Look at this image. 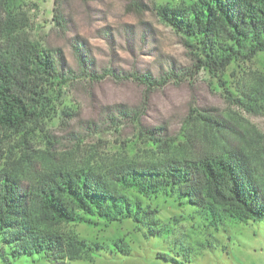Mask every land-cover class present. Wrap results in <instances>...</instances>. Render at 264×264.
<instances>
[{
	"label": "rangeland",
	"instance_id": "1",
	"mask_svg": "<svg viewBox=\"0 0 264 264\" xmlns=\"http://www.w3.org/2000/svg\"><path fill=\"white\" fill-rule=\"evenodd\" d=\"M195 1L0 0V42L13 20L29 40L60 50L71 71L51 117L42 130L26 136V148L19 136L0 134V171L17 170L24 183H31L56 168L100 172L127 164L146 167L163 158L162 149L167 157L174 151L183 156L188 141L194 145L187 150L192 157L212 147L240 145L250 133L264 143V111L241 106L242 96L245 103L264 97V53L235 61L216 75L193 71L184 81L178 78L163 87L149 89L133 78L158 80L171 70L192 69L183 39L153 9ZM78 55L86 62L85 72ZM88 73L103 79H91ZM115 106L138 111L139 125L120 117ZM204 118L222 126L211 128ZM158 142L164 147L157 148ZM128 195L155 210L144 225L133 218L88 217L54 229L89 245L87 256L55 262L20 257L10 264H171L165 257L179 264H264V222L214 223L205 213L192 212L177 195ZM156 220L171 233L151 238L146 228ZM0 264L7 263L0 258Z\"/></svg>",
	"mask_w": 264,
	"mask_h": 264
},
{
	"label": "trees",
	"instance_id": "2",
	"mask_svg": "<svg viewBox=\"0 0 264 264\" xmlns=\"http://www.w3.org/2000/svg\"><path fill=\"white\" fill-rule=\"evenodd\" d=\"M153 10L162 24L183 39L193 67L179 73L171 70L158 80L133 77L149 89L178 78L184 81L193 71L216 75L235 61H250L264 53V0H196L187 6ZM9 23L0 42V134L19 136L26 148V136L42 130L57 96L70 81L71 71L60 50L39 46L16 28L13 20ZM85 64L78 55L84 72ZM89 78L103 79L94 74ZM245 100L242 96L244 108L248 103L250 109L264 111V97ZM113 109L139 125L138 111L122 106ZM202 121L211 128L222 126L211 118ZM249 136L240 145L212 147L193 157L187 150L194 145L188 141L182 146L183 156L174 151L167 157V150L162 149L163 158L146 167L127 164L100 172L51 169L31 183H24L17 170H1L0 258L7 264L32 256L48 262L82 259L92 248L76 236L54 229L92 216L133 218L141 224L156 212L142 207L138 199L128 195L130 191L146 199L177 195L192 212L205 213L214 223L264 222V143L255 141L251 133ZM159 142L156 145L161 149L164 145ZM21 162L17 159L19 165ZM160 225L156 220L146 228L151 238L171 233L169 226Z\"/></svg>",
	"mask_w": 264,
	"mask_h": 264
}]
</instances>
